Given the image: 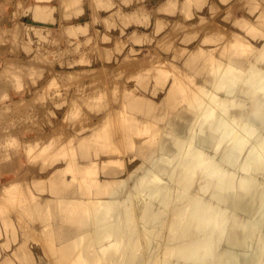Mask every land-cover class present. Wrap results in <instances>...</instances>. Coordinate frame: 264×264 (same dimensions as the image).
<instances>
[{
	"label": "bare ground",
	"instance_id": "bare-ground-1",
	"mask_svg": "<svg viewBox=\"0 0 264 264\" xmlns=\"http://www.w3.org/2000/svg\"><path fill=\"white\" fill-rule=\"evenodd\" d=\"M21 1L17 0L19 10L18 8L15 12L13 10L16 30L12 32L15 39L16 35H19L17 25L25 23L15 20L21 8L25 7L27 0L23 4ZM226 1L217 0V2ZM72 2L73 0H34L30 5L26 4L29 8L24 15L29 16L31 22L25 23L28 27L25 30L28 32L32 30V33H38L37 30L40 29L43 33V30H46L44 37L40 32L45 39V35L50 32L47 26L59 22L69 36L73 32L76 33L75 30L81 29L82 23L86 21L82 22V19L78 18L83 17L80 13L74 18L68 16L66 12L69 11L68 8L71 7ZM106 2L109 3L108 0ZM124 2L128 4L130 1ZM143 2L136 0L131 13H125L121 5L117 3L118 8L115 13L118 12L122 20L128 18L134 20L141 16L144 18L147 16L144 10L148 7H144L145 5L141 4ZM175 2L177 0H163L157 5L162 10H169L168 8L174 6ZM193 2L181 0L179 2L181 10L184 12V7H193ZM259 2L261 3V0ZM48 3L56 6H38V4ZM7 4L8 2L3 0L0 10H8ZM203 5L198 9L194 8L197 9L196 12L200 13ZM230 7L227 13L233 12ZM240 9L244 8L240 7ZM58 10L66 17L59 16ZM228 14L221 18L220 23L227 22L229 29L201 14L196 15L197 20L193 25L174 20L168 34L162 37L165 41L160 42V45L167 47L172 37L187 38L190 37L188 32L194 33L199 29L204 33L203 39L211 40L216 36L221 38L224 41L223 48L233 49L232 52L229 51L227 57L224 56L225 59L218 58L211 48L205 50L198 43L195 47L200 53L195 55L201 56L204 64L209 63L207 75L202 72L206 71L203 66L197 71L195 63L190 65L191 67L185 65L190 72L180 66L187 57L185 55L187 49H184L185 56L180 57L179 61L163 57L160 51L153 49L152 54L155 57L147 60L146 71L149 73V78L146 79H159L163 81L162 86L153 88L146 80L142 87L148 91L149 95L159 98L157 103H144L133 96L126 102L127 106L124 100L121 101L120 106L114 108L103 103L99 109L104 112L101 115L94 114L98 117L92 119L81 109L79 103L77 104V101L71 98L65 110L67 118L73 123L83 121V128L87 131L92 129L85 136L83 135L85 132H80L78 134L80 138L76 140L72 130L61 125V120L57 119L58 116H54L61 109L60 103L54 102L52 103L55 105L52 108L53 111L50 109L51 114L57 119L53 121V128L50 131L43 127L36 131H28L33 135L20 139L26 157L33 163V167L38 169V174L31 173L28 168L24 169L20 163L11 165V162L16 160L3 164V160H0V171L5 170L3 180L0 179V199L3 201L12 199L19 202L18 204H23L28 199L35 202L34 209L37 211L35 216L49 213L51 217V223L49 222L48 225L36 229L30 228L31 235L27 232L29 230L25 229L26 231L22 233L26 239H22V234H19L21 235L18 241L20 246L25 245L28 238H34L37 239L39 246L54 250L53 257L46 259L38 256L35 262L32 261L33 264H264V247H262L264 232L259 234L258 240L261 239L262 245L252 242L251 246V240H249L254 236L252 233L256 232L255 228L258 226L257 229H259L264 223V181H258L262 179V174L264 177V134L262 133L264 128V31L262 30L264 12L254 15L250 9L248 12L247 10L242 12L241 17L231 18ZM185 16V18H191L189 14ZM75 18L77 19L74 23L72 19ZM251 18L255 19L253 21L256 25L247 23ZM33 22L38 25L34 26ZM6 30L2 29L1 34L4 32L6 35ZM9 31L11 30L7 33H10ZM7 36L6 40L4 39L5 42ZM46 38L49 37L46 36ZM182 42L188 45L192 40ZM2 44H4L3 40ZM11 51L15 53L16 50ZM33 51L32 49L25 63L20 61L17 53L4 56L0 77L11 73L18 76L17 73L27 67L29 69L33 65L37 66V63L41 65L44 62V55L42 57L39 50ZM65 51L66 57L69 50L68 53L67 50ZM57 54L61 55L59 51ZM57 59L61 60L60 57ZM41 60L43 61L40 63ZM50 63L48 62L46 66L49 67ZM60 65L63 64L60 63ZM121 65L124 66L123 63ZM77 66L78 68L72 70L51 69L53 73H51V79L34 89L30 96L31 100L38 95L48 94L51 89L53 93L51 99L58 96L56 89L58 78L63 79L64 74H72L73 79L74 75L88 70V67L78 64ZM118 67L121 70L120 64ZM136 68L134 71L139 70L137 65ZM90 69L94 71L95 68ZM191 72L198 73L202 80L196 81ZM21 75L24 73L22 72ZM65 77L67 78V75ZM92 77L88 78L90 82ZM104 81V84H109L108 81ZM71 82L73 84L74 80H69L70 84ZM115 87L118 88L117 85ZM123 89L130 88L125 86ZM22 92L23 89L17 87V94H21L20 99L15 101L8 96V99L0 104V109L12 110L14 106L13 110L16 113L17 105L28 101L24 96L26 94ZM114 95L119 96V92ZM98 100L99 98L95 101ZM99 101L102 102L101 99ZM44 105L41 106L44 108ZM128 110L137 111L141 117ZM27 116H24V119ZM116 117L121 122L119 124L124 125L127 136L122 134L116 137L117 135L112 132L111 123L116 120ZM11 119H13L12 116ZM155 124L159 125L155 126L157 131L161 128L162 131L159 132L162 136L152 130ZM157 133L160 134L159 138L156 136ZM155 136L157 139L154 138ZM117 141L118 144L126 145L124 149L122 146L117 147L120 154L117 148L113 146L112 149L109 148V143L113 144ZM48 148L69 149L71 154L67 157L50 156L49 160ZM244 149L245 158L241 160L243 163L238 167L236 162L244 156L241 152ZM240 152L243 155L239 156ZM213 154H216V157ZM46 161L50 163L44 164ZM64 166L79 168L84 179L86 181L89 179L93 185L88 190L81 191L77 184H72V180L60 177V171ZM43 172L46 173L42 174ZM46 177H48L47 180L43 181ZM32 189L36 192L46 190V194H33ZM24 210L25 207H22L18 213ZM262 231H264L263 227ZM30 247L37 248V245H28V248Z\"/></svg>",
	"mask_w": 264,
	"mask_h": 264
},
{
	"label": "rangeland",
	"instance_id": "rangeland-1",
	"mask_svg": "<svg viewBox=\"0 0 264 264\" xmlns=\"http://www.w3.org/2000/svg\"><path fill=\"white\" fill-rule=\"evenodd\" d=\"M2 1L3 0H0V4ZM6 1L8 2L7 6H9L8 10H5V9L0 10V19H1L0 20V40H1L0 41V69L3 66V60L2 59L4 56L14 55L15 53H17V57L20 58V61L25 63V62H27L28 58L30 57L32 49L35 52H37L39 50L38 52L42 53V57L44 55V57H43L44 62H47L44 64V62L41 63L43 61V60H41L40 63L42 66L39 63H37V66L33 65L29 69L27 67L26 68L27 70L25 69V70L18 72L17 73L18 76L15 75L14 73H11V74H4V75H2L3 77H0V104H2V102L6 101L8 99L7 98L8 96H10V98L13 100L18 101L20 99L21 94H19V93L17 94V87H20L23 89L22 94H26L24 96H25V98L28 99V101L26 103H22L20 105L19 104L17 105L16 108L18 109V111H17V109H15L16 113L13 110L15 108L14 106H12L13 111L7 110V109L5 110V108L0 109V117L2 116L0 118V120H1L0 121V160H3L2 164L5 162H8V161L16 160L14 162H11V165H13L14 163L15 164L20 163L21 167H24V169L25 168L30 169L31 173H33V174H38V169H35L33 167L34 166L33 163L30 160H28V158L26 157L27 155L23 151V143L20 140L22 138L26 139L27 136L33 135V133H29L28 131H32V130L36 131V129L38 130V128H42V127L50 131L54 126V122H55L54 120H57V119H59V121L61 120V122H60L61 125L63 124V125H65V127L68 130H70V131L72 130L73 136L76 140H77V138L78 139L80 138V137H78V134L80 132L81 133L85 132L83 134L85 136L87 133H89L92 130L91 129V130L87 131L86 128H83L84 122L81 120H80V122L73 123L71 120H69V118H67L65 110H67L68 105L71 101V98H73V100L75 99V101H77V104L79 103L81 109L85 113H87L92 119H96L98 117L97 115L94 116V114L99 113V115H101L104 112V111H100V109H99L101 107V105H103V103H105L104 105H106V106L109 105L108 107L114 108V107L120 106L121 101L124 100L125 105L127 106L128 104L126 102H128V100L130 98H132V96L138 98L140 101H144V103L148 102V103L155 104L159 101V98L149 95L148 91L142 87L143 82L148 80L146 78H149V73L146 71V67H148L147 66V64H148L147 60L150 59L151 57L152 58L155 57V55L152 54V52L154 50L160 51V54L163 57L173 59L174 61H179L178 59H181L180 57H182V56L184 57L185 55H187V57L183 61V64L182 65L180 64V66H183V68H185L187 70V72H190L189 68L186 67L185 65H188L189 67H191L190 65H193L195 63V68H198L197 71H199L201 66H203V68L206 69V71L205 70L202 71L203 73H206V75L208 74L207 67H209V65H208L209 63L206 64V62H205V64H204L201 56L198 57L197 55H195V54L199 53V51L196 50V48H195L197 43L202 45V47L205 50H208V48H211V50H214V54L218 58H222V59H225V57H224L225 55L227 57L228 53H230L229 51H231V50L233 51L232 48H228V47L223 48V46H224L223 42L224 41L221 38H218L217 36L215 38L214 37L211 38V40L209 38H207V39H209V41L207 42V39H203L204 33H202L201 29H199L197 32H194V33H196V35H194L193 32H188V35L190 37H187V38L179 37L177 39L176 37H172L171 38L172 40L170 39V41H169L170 44H168L167 47H163V45H160V42L165 41V39H163L162 37L165 36V34H168V31L170 30L171 24L174 20H178V21L180 20V21L184 22L185 24L193 25L196 23L195 21L197 20L196 15L201 14V15H204L205 17L209 18V19L211 18L212 20L217 21V23H220L221 18L223 16H225V13L226 14L229 13L228 15L231 18L234 16L239 17L240 14L243 15L242 12L244 13V12H246V10L248 12V11H250V9L253 11L254 15L259 14L261 11L264 12V1L263 0H261V3L259 2L260 0L259 1L258 0H241V1H239V0L238 1L237 0H227L226 2H217V0H198V1L192 0V1H194L192 3L193 7H190V6L184 7L185 8L184 12L181 10V4H179V2L181 0H177V2H175L174 6H171L170 8H168L169 10H162L159 8V5H157L158 3H160L163 0H153L154 1L153 3L150 0H145L141 4H144L145 5L144 7H146V8L148 7L147 9H145L146 11L144 10V12L147 14V16L144 18H143V16H141L139 18H134V20H136V21H134V20H130V18L122 20L121 19L122 17L119 16L120 14L118 15V12H116L117 14L115 13V11H117V8H118V5L116 3H114L115 0H108L109 3L106 2L107 0H97V1L91 0V2H89L90 0H79L78 2H77V0L76 1L73 0L71 7L68 8L69 11L66 13L68 14V16H76V14H78V13L82 14L81 16H85V12H86L87 16L85 18H83V19H85L86 22L82 23L83 27L81 29H76L75 30L76 33L73 32L72 35L69 36L64 31V28L59 24V22H57V23L55 22L54 24L47 26L49 28L48 31H50V32H48L45 35V39H43L44 34L46 33V30H43V33H42V30L40 28H38L40 30H37L38 33H35L34 32L35 30H33L34 33H32V30L29 31L30 33L28 31H26L28 29V27L25 25V23L27 21L31 22V19L29 18V16L24 15V12L27 11L29 8V6H26V4L30 5V3L34 1V0L33 1L27 0L26 4L24 3L25 7L21 8L19 15L15 19V20H18L20 22H22V21L25 22V23H23L24 25L22 23L20 25H17V27L19 26L17 28L19 35H16L17 37L15 39V37L13 36V32H12V31L16 30V28H15L16 23L14 21L13 14H14L15 10H17V8L19 10V7L17 6V0H9L10 2L8 0H6ZM110 1H112V2L110 3ZM118 1H119L118 4H121V8L125 13H128V12L131 13V9L135 7V6L132 7L133 2L135 0H132V2H131V0H126V1H130L128 3L129 5L127 4L128 6L124 5L122 3L124 0H118ZM246 1H247V3H246ZM21 2L23 4V2H25V0H22ZM76 2H77V5L74 6V4H76ZM234 2H235V5H234ZM94 3H95V7L93 8ZM154 3H156V4H154ZM213 3L215 4V7H214ZM258 3H260V4H258ZM98 4H100V5H98ZM202 4H204V5H203V9L200 11V13L196 12L198 7L200 8ZM244 4H245V6H244ZM39 5L40 6H56L55 4H50V3L38 4V6ZM155 5H157V6H155ZM32 6H37V5H32ZM229 7L231 8V10L233 12L229 11L227 13ZM240 7L244 8V9H240ZM194 8H197V9L195 10ZM13 10H14V12H13ZM119 10H121V9H119ZM180 11L183 13H181ZM92 12H93L94 16L92 15ZM95 13H97V14H95ZM193 13H194V15H193ZM58 14H60L61 17L64 18V14L60 13L59 10H58ZM185 14L191 15V18H185L186 17ZM107 16H109V17H107ZM118 16H119V18H118ZM102 17H104V18H102ZM108 19H110V20H108ZM137 19L139 21H137ZM9 20H11V21H9ZM253 20H255V19L251 18V20L247 21V23L248 24L249 23L255 24V21H253ZM60 23H62V22H60ZM101 23H102V25H101ZM32 24L34 26L38 25V24H36V22H33ZM220 24H223L226 28H228V26H229L228 23L225 21H224V23H220ZM42 26H38V27H42ZM263 26H262V30L264 31ZM2 29L3 30H6V29L11 30V31H9L10 33H7L8 30H6V35H8L6 42H5L6 35L4 34V32H3L4 35L1 34ZM12 29H14V30H12ZM24 31H26V32H24ZM40 32H41L43 37L40 35ZM26 33L28 36L26 35ZM57 33H59L58 36H57ZM9 34H11V35H9ZM32 34H35L36 37L32 36ZM37 34L39 35V37ZM48 34H50V36ZM73 34H76V35H73ZM192 35H194L193 38H191ZM3 36H4V38H3ZM46 36H48L49 38H46ZM11 37H12V40H11ZM51 37H52V39H51ZM48 39H50V40H48ZM187 39L192 40V42L188 45L183 44L182 41H184V40L188 41ZM2 40H3L4 44H2ZM67 40L69 43L72 42L73 45H72V43L69 44L67 42ZM96 41H98V42H96ZM166 41H167V39H166ZM96 44H97V46L98 45H100V46L96 47L95 46ZM71 45L73 47H71ZM67 48H69V49H67ZM12 49L16 50L15 53L11 51ZM184 49H187V53H189V54H187L185 52V55H184L183 54ZM65 50H67V53L69 50V53L66 54L67 55L66 57H65V53H66ZM148 50H150L151 52H149ZM240 50H242V49H240ZM56 51H57V53L59 51V54L61 53V55H58L57 53H55ZM221 51H222V53H224V55H222ZM234 51L236 52V50H234ZM48 52L52 53V54H49ZM11 53H13V54H11ZM63 53H64V57H63ZM225 53H227V54H225ZM149 55H150V57H149ZM54 56L56 59L53 58ZM57 57L58 58L60 57L61 62L59 61V59H57ZM62 58H63V60H62ZM123 59H124V61H123ZM50 61H51V63H50ZM56 61H58V62H56ZM120 61H121V63H120ZM48 62L50 63L49 67L51 65L50 69L48 66H46V64L48 65ZM53 62L55 64V65L53 64L54 66L52 65ZM66 62L68 63V65ZM141 62H142V65L144 63L143 67L141 65ZM199 62H200V65H199ZM60 63L63 65H60ZM122 63L124 64V66L121 65ZM134 63L137 65L139 70L134 71L137 69L136 65ZM77 64L79 66L82 65L83 67H86V68L88 67L87 68L88 70L87 71L84 70L85 72L84 71L80 72L79 75L78 74L74 75L73 79L71 78L72 74H64L63 79H62V77H61V79L58 78L57 82L58 81L59 82H58L57 88H56L57 92L59 94L58 96L51 99V97L53 95V93H51L52 92V89H51L50 91H48V94L38 95V96H36V98H32V100H31L30 96H31V93L34 91V89L41 86V84L44 81L51 79L50 77H52V74H53L51 71L52 66H53L54 70L62 71L65 69L66 70H72L73 68H78ZM119 64H120L121 70L124 69L123 71H121L120 68L118 67ZM83 67H79V68L82 69ZM91 67L95 68L94 71H92V69H90ZM131 67H132V71H131ZM101 69H102V71H100ZM89 70H91V71H89ZM103 70H107V71L105 72ZM126 70H127V72H126ZM98 71H99V74L101 73L100 74L101 76L98 74ZM22 72L24 73V75H21ZM87 72L89 75L87 74ZM89 72H91L92 74H90ZM104 74H106V76ZM192 74L194 75L192 77H194L196 79V81L202 80L198 73L191 72V75ZM66 75H67V78L65 77ZM92 75H93V77H92ZM85 76H86V78H85ZM89 76L92 77L91 78L92 82H90V79H88ZM78 77L79 78L81 77L80 80ZM104 77L105 78L107 77V79H105ZM152 79H150L148 81L153 88L162 86L161 83L163 81H161L159 79H153V80ZM69 80L70 81L74 80V83L72 84V82H71V84H70ZM104 80L108 81L109 84L108 85L104 84L103 83V82H105ZM112 80H113V82H111ZM66 81H67V84H66ZM98 81H100V82H98ZM114 81H115V84H114ZM93 82H95V83H93ZM121 82H124V83H121ZM64 83H65V85H64ZM120 83H121V85H120ZM90 84H92V85H90ZM118 84L120 87L118 86ZM115 85H117L118 88H116ZM122 85H124V86H122ZM61 86H63V87H61ZM125 86L129 87L130 89L124 90L123 88ZM147 86L149 88H151L149 85H147ZM105 87H106V89H104ZM114 87L117 90H115ZM113 89L115 91L112 92L111 90H113ZM109 91H110V93H109ZM116 92L117 93L119 92V96H117V97H116V95H114V94H116ZM107 93H109V94H107ZM102 95H104V97ZM40 96H41V98H40ZM97 96H99V97H97ZM101 96H102V98H101ZM163 96H164V94L162 95V97ZM97 98H99V100L101 99L102 102L99 100L95 101V100H97ZM82 99H84V100H82ZM109 99H110V101H109ZM38 100H39V102H37ZM170 100H172V99H170ZM170 100H169V102H170ZM43 101H45V103ZM174 101H180V100H174ZM54 102H59L61 105V109L58 112H56L54 115V116H56V115L58 116L57 119L54 118V116L50 112V109L52 110L53 106H55L54 104H52ZM98 102L99 103L101 102V103L99 104ZM92 103H94V105H92ZM89 104H90V106H89ZM183 104L186 105V103H183ZM41 105H44V108ZM36 106H37V108H36ZM38 106H39V108H38ZM1 112H2V114H1ZM27 112H29V114ZM128 112H134V111L128 110ZM25 113H26V115H25ZM35 113H37V115ZM134 113L138 114L137 111H135ZM113 114H114V112L112 113V115ZM19 115H20V117H19ZM11 116L13 117V119H11ZM24 116H27V117H25L26 119H24ZM144 119L146 120V119H150V118H144ZM116 121H118L117 117H116V120L112 121V123H111L112 124V126H111L112 132L115 135H117L116 137H118L122 134L127 136V134H126L127 131L125 128H123L124 125H122V124L120 125L119 123H121V122H119V121L116 122ZM151 125H153V124H151ZM157 125L158 124H155L154 128H152V130L157 131L156 130L157 127H155ZM73 127L76 129H74ZM149 128L151 130V126ZM260 129H262V128H260ZM159 131H162L161 128L160 129L158 128L157 132L160 133L162 136V133ZM40 132H42V130ZM158 133L156 136L159 138L160 134H158ZM262 133L264 134V128L262 129ZM262 133L259 132L260 135H263ZM126 136H125V139H126ZM156 136L154 138L157 139ZM109 144H110L109 148H111V149H112V146H113V148H117V147L122 146V149H124L126 147L125 143L118 144V141L116 143L113 142V144H112V142H111ZM247 147H248V145H247ZM245 149L243 151H241L244 154V156H241V159L239 158L238 162H236V163H238L237 165H239L238 167H240V165L243 163L242 162L243 159L245 158V153H244ZM117 150H118V154H120V150L118 148H117ZM47 152L49 153V154H47L48 159L50 156L60 157V156L64 155V157H67L71 154V150H69V149H58V148H54V149L48 148ZM242 153L239 154V156L243 155ZM213 156L216 157V154H213ZM239 162H240V164H239ZM48 163H50V161L44 162V164H48ZM237 165L235 168L236 172L238 169ZM44 173H46V172H43L42 174H44ZM4 174H5V170L3 169L0 171V179L1 180H3L2 177ZM46 176H47V174H46ZM60 177L72 180L71 181V182H73L72 184L73 185L77 184L78 189H80L81 191L88 190L93 185V183L89 179H88V181H86L84 179L85 177H83V175L80 173V169L77 167L72 168V167L64 166V168H62L60 171ZM259 177L260 176L258 175V178ZM47 178L48 177L44 178L43 181H46ZM261 178L262 179H258V181H260V182L264 181L263 174H262ZM0 188H1V182H0ZM32 191H33V194H36V193L37 194L38 193L46 194V190L44 192H40L37 190V192H36L35 190L32 189ZM18 203L19 202L14 201L12 199H9L8 201H3L2 199H0V264H33L35 262V258L38 256H39V258H46V259L53 257L54 250H52L50 247L43 248V247L39 246L36 242L37 239L28 238L26 240L25 245L20 246L18 244L19 238L21 236L19 234H22V239H26V236H24L22 233L23 231L29 230L27 232L31 235V233H32L31 229L40 228L41 226L48 225L49 222L51 223V217H49V215H50L49 213H46V214L41 213V214L35 216V214L37 213V211L34 209L35 202L28 201V199H26L23 204H18ZM22 207H25V210L21 213H18V211L21 210ZM261 225L264 228V223ZM262 227L257 229L258 228V226H257V228H255L256 232H253L252 235H254L256 238H254V236H252L251 237L252 239L251 238L249 239V240H251L250 245L252 242L253 243L256 242V244L259 243L262 245L261 239H260V241H258L259 236L261 235V233L264 232V231H262ZM257 230L259 232H257ZM262 235H264V233ZM257 237H258V239H257ZM30 244L31 245L36 244L37 248H35V247L28 248V245L31 246ZM262 247H264V239H263ZM263 254H264V250H263ZM32 261H34V262H32Z\"/></svg>",
	"mask_w": 264,
	"mask_h": 264
},
{
	"label": "crops",
	"instance_id": "crops-1",
	"mask_svg": "<svg viewBox=\"0 0 264 264\" xmlns=\"http://www.w3.org/2000/svg\"><path fill=\"white\" fill-rule=\"evenodd\" d=\"M116 1V4L117 3H119V1L118 0H115ZM125 1V0H124ZM122 2L124 5H127V4H125V2ZM138 1H140V0H138ZM141 1H145V0H141ZM150 1H152V0H150ZM135 2H136V0L133 2V5L135 4ZM154 2V1H153ZM115 3V2H114ZM118 5V4H117ZM121 5V4H120ZM129 5V4H128ZM127 5V6H128ZM82 12V11H81ZM226 14V13H225ZM59 16H61V15H59ZM78 16V14H76V16H71L72 18H74V17H77ZM87 16V14H86V12H85V16H83L82 18L81 17H78V18H80V19H82V22L85 20V19H83V18H85ZM64 17H66V16H64ZM76 19L77 18H75V19H72L73 21H74V23H75V21H76Z\"/></svg>",
	"mask_w": 264,
	"mask_h": 264
}]
</instances>
